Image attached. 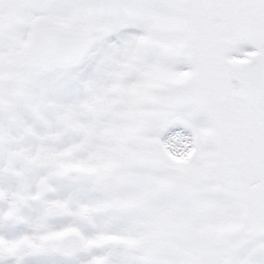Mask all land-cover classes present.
I'll list each match as a JSON object with an SVG mask.
<instances>
[{"label":"snow or ice","instance_id":"1","mask_svg":"<svg viewBox=\"0 0 264 264\" xmlns=\"http://www.w3.org/2000/svg\"><path fill=\"white\" fill-rule=\"evenodd\" d=\"M0 264H264V0H0Z\"/></svg>","mask_w":264,"mask_h":264}]
</instances>
